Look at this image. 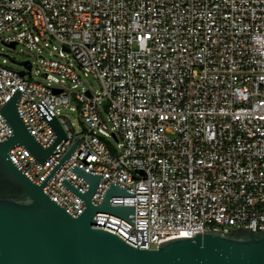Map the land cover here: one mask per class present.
<instances>
[{
    "label": "built area",
    "instance_id": "built-area-1",
    "mask_svg": "<svg viewBox=\"0 0 264 264\" xmlns=\"http://www.w3.org/2000/svg\"><path fill=\"white\" fill-rule=\"evenodd\" d=\"M12 44L38 52L48 83L33 80L30 61L29 76L0 64V108L19 89L17 109L41 147L56 135L40 101L66 139L42 166L22 145L9 157L40 185L80 139L43 187L71 216L85 204L62 180L89 190L77 165L102 176L96 205L111 183L135 193L110 200L134 206L135 224L93 219L133 248L264 230V0H0V45ZM50 48L53 58L41 56ZM64 109L78 114L79 133ZM12 134L0 114V142Z\"/></svg>",
    "mask_w": 264,
    "mask_h": 264
},
{
    "label": "water",
    "instance_id": "water-1",
    "mask_svg": "<svg viewBox=\"0 0 264 264\" xmlns=\"http://www.w3.org/2000/svg\"><path fill=\"white\" fill-rule=\"evenodd\" d=\"M15 49L16 45L8 46ZM30 75L29 61L22 63ZM25 76L26 71H20ZM57 94L60 90L55 91ZM23 92L17 89L0 108L13 131L0 142V264H264V230L246 227L234 231L210 230L159 244L155 250H139L116 235L93 228L97 213L120 217L135 224V207L111 205L112 197H135V193L111 183L100 205L92 198L102 179L77 165L72 169L89 190L81 193L66 179L62 184L85 204L75 218L53 201L43 187L82 143L70 148L40 185L34 184L15 165L9 151L24 146L42 166L66 139L64 130L48 106L40 101L37 109L56 135L43 148L24 123L17 104Z\"/></svg>",
    "mask_w": 264,
    "mask_h": 264
},
{
    "label": "rangeland",
    "instance_id": "rangeland-1",
    "mask_svg": "<svg viewBox=\"0 0 264 264\" xmlns=\"http://www.w3.org/2000/svg\"><path fill=\"white\" fill-rule=\"evenodd\" d=\"M51 53H53L52 48L43 50L41 56L46 58H53ZM40 55L38 52H31L24 46H18L16 49H11L5 45H0V64L5 65L8 68L19 71L22 69V63L30 61L33 64L32 77L36 82L48 83L44 78L42 71L39 68ZM6 61V63H4ZM78 75L89 85H91L94 90H99V85L93 79V77L84 78L83 73L77 67H75ZM64 113H68L71 122L74 124L75 130L79 133L81 131V126L79 122V117L77 113H72L67 109L63 110ZM110 144L116 146V142L113 138H108Z\"/></svg>",
    "mask_w": 264,
    "mask_h": 264
}]
</instances>
